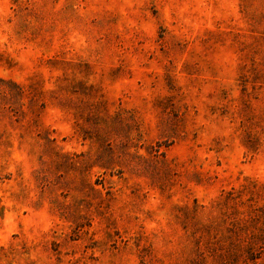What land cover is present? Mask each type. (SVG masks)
Returning <instances> with one entry per match:
<instances>
[{
    "label": "rangeland",
    "instance_id": "1",
    "mask_svg": "<svg viewBox=\"0 0 264 264\" xmlns=\"http://www.w3.org/2000/svg\"><path fill=\"white\" fill-rule=\"evenodd\" d=\"M0 264H264V0H0Z\"/></svg>",
    "mask_w": 264,
    "mask_h": 264
}]
</instances>
